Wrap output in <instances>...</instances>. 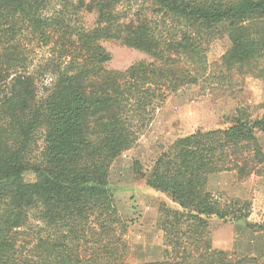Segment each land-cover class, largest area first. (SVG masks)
I'll use <instances>...</instances> for the list:
<instances>
[{"label": "trees", "instance_id": "1", "mask_svg": "<svg viewBox=\"0 0 264 264\" xmlns=\"http://www.w3.org/2000/svg\"><path fill=\"white\" fill-rule=\"evenodd\" d=\"M123 1L95 2L97 21L86 26L69 0H0V264H130L112 165L169 97L264 79V0H136L120 11ZM220 37L230 48L210 65ZM109 41L149 61L109 70ZM262 134L264 104L243 107L222 128L178 138L150 167L134 162L137 178L178 205L159 208L163 259L151 264L257 262L214 248L216 222L246 221L251 204L208 182L264 176Z\"/></svg>", "mask_w": 264, "mask_h": 264}, {"label": "rangeland", "instance_id": "2", "mask_svg": "<svg viewBox=\"0 0 264 264\" xmlns=\"http://www.w3.org/2000/svg\"><path fill=\"white\" fill-rule=\"evenodd\" d=\"M102 0H69L74 21L93 26L97 21L95 2ZM136 0H124L116 6L120 11L135 7ZM104 47L112 55L106 65L109 70L123 71L132 64L149 61L147 55L113 41ZM230 48L227 37L214 40L209 47V64L219 63ZM232 89L215 85L200 86L169 97L151 126L143 133L138 144L126 152L111 167L110 186L115 195L121 218L128 222L131 245L130 264H151L163 259V233L158 226L159 208L165 205L178 209L166 195L146 185L134 174L135 161L148 168L159 155L181 137L197 131L222 128L239 108L264 104V79L253 76L236 77ZM44 85L46 83L44 82ZM43 83L39 84L40 94ZM44 88V87H43ZM262 115L255 111L254 116ZM264 148V134L260 135ZM208 189L225 200L238 199L251 204L249 218L243 222H216L212 235L214 248L233 254L235 259L257 258L252 264H264V232H254L249 224H264V176L241 180L236 173H220L209 178Z\"/></svg>", "mask_w": 264, "mask_h": 264}]
</instances>
